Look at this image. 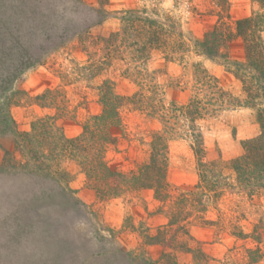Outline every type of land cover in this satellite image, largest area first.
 I'll return each mask as SVG.
<instances>
[{
	"label": "rangeland",
	"instance_id": "374dc122",
	"mask_svg": "<svg viewBox=\"0 0 264 264\" xmlns=\"http://www.w3.org/2000/svg\"><path fill=\"white\" fill-rule=\"evenodd\" d=\"M52 1L0 0V115L6 116L9 109L14 121L13 132L24 135L32 131L34 120L50 116L49 134L60 131L72 138L81 134L86 118L102 111L97 87L104 79L114 80L117 91L123 95H132L138 87L123 75L116 58L100 74L88 69L98 58L92 53L96 47L85 50L78 41L24 70L35 62L34 54L37 57L43 53L52 39L45 26H53L57 20L60 29L72 28L76 26L75 19L80 17L70 10V2H66L67 13L56 16ZM82 1L86 16H96L90 8L107 11V18L92 28L94 34L106 37L122 28L124 20L120 17L125 11L138 14L140 9L147 8L149 14L158 12L157 18H173L192 38L202 39L206 32L220 25L223 30L236 34V21L253 16L258 10L254 0H229L223 4L224 9L217 0ZM226 51L232 60L247 63L241 36L235 35ZM25 55L27 60H22ZM197 61L235 98L245 101L247 90L223 59L212 60L194 51L184 61H170L154 53L149 67L156 72V81L167 104H186L196 91L193 64ZM246 67L254 76L259 75L257 70ZM254 83L260 84L257 80ZM47 89L53 92L46 103L54 102L55 107L42 106L35 97ZM259 98L261 101L256 102L263 106L222 108L198 122L204 134L203 161H225L226 167L218 168L214 172L216 177H212L218 184H223L225 178L226 187L216 195L196 187L200 180L199 161L189 138L178 137L169 142L171 192L179 195L195 191L204 204L205 210L200 216L204 215L209 222L192 219L189 228L214 258L211 264H230L228 260L246 264L249 250L257 249L260 244L264 251V181L250 178L246 183H239L230 165L231 159L245 152L243 141L262 132L258 109L264 107V92ZM10 99L13 104L5 106ZM122 118L127 135L123 128L113 129L119 143L110 146L106 160L113 169L129 171L149 156L152 133L161 129L162 124L131 106L123 107ZM16 134L0 129V264H165L164 251L176 253L177 264H194L192 254L160 244H145L140 234L145 228L155 233L159 225L167 223L165 210L172 204V198L165 204L155 199L154 191L149 189L100 198L87 185L86 174L70 159L64 166L72 174L71 191L64 189L29 166L17 148ZM44 141H52L51 136ZM190 211L193 212L192 208ZM134 255L140 263L131 259ZM257 264H264V260Z\"/></svg>",
	"mask_w": 264,
	"mask_h": 264
},
{
	"label": "trees",
	"instance_id": "16d2710c",
	"mask_svg": "<svg viewBox=\"0 0 264 264\" xmlns=\"http://www.w3.org/2000/svg\"><path fill=\"white\" fill-rule=\"evenodd\" d=\"M217 1L223 9V4L229 3V0ZM254 1L258 4V10L253 16L236 21V34L223 30L220 25L206 32L202 39H194L175 19L157 18L158 12L149 14L147 8L140 9L139 15L135 14L137 11L135 13L125 11L126 13L124 12L120 17L124 20L121 29L107 37L96 35L92 30L93 25L100 24L107 18L105 9L90 8L96 16H90V14L86 16V11L82 12L85 7L82 0H53L52 6L55 10L53 14L67 13L66 2H70L72 4L70 10L80 14V17L75 19L73 24L76 26L72 28L60 29L57 20L54 21L53 26H45L52 39H48L43 53L37 57L34 54L35 62L23 69L26 70L31 65L40 63V59L50 53L67 47L73 41H78L85 50L96 47L92 53L98 58L90 63L88 69L100 74L106 65H110L116 58L121 63L119 67L123 75L131 79L138 89L132 95H123L117 91L114 80L104 79L97 87L102 111L86 118L81 134L76 137L68 138L60 131L49 134L47 126L50 127L49 124L52 121L50 116L34 120L31 132L25 135L16 134L13 132L14 121L9 109H6V116L0 115V129L16 134L17 148L22 151L23 157L27 159L28 164L30 163L29 166H33L39 173L42 172L44 178L55 180L64 189L71 191L69 182L72 180V174L64 166L65 161L70 159L75 161L81 171L86 174L87 185L100 198H111L146 189L153 190L154 198L165 204L169 198H172V204L165 210L167 223L159 225L155 233L149 228L140 231L144 243L160 244L163 247L192 254L194 264H211L214 258L204 250L189 228L192 219L200 218L204 223L209 222L204 215L200 216L201 211L205 210L204 204L199 201L195 191L181 192L179 195L171 192L168 180L169 142L178 137L189 138L199 161L200 180L196 187L214 192V195L223 191L225 178H223V184H218L212 180V177H216L214 172H217L218 168L226 167L225 161L222 159L203 161L206 156L204 134L198 122L222 108L231 109L239 105L259 104L263 106V103L256 101H261L259 96L261 92H264V38L262 36L264 0ZM223 17L222 15L220 19ZM235 35L241 36L245 41L246 64L232 60L230 52H225L229 48V41ZM194 51L197 55L212 60L223 59L227 67L230 64V69L241 79L244 90L248 92L245 101L235 98L220 84L215 75L197 61L193 64L196 91L186 104L179 105L175 102L167 104L163 90L156 81V72L149 67V60L154 53H159L166 60L184 61L185 57ZM23 57L22 60H27L26 55ZM246 65L252 67L253 71L257 70L259 75L254 76L247 70ZM256 80L259 81V85H255ZM254 88L255 93L252 92ZM52 92V89H47L35 97L41 101L42 106L55 107L54 102L46 103ZM11 104L13 101L10 99L5 106H11ZM125 106H131L147 116L156 118L162 124L161 129L152 133L149 156L129 171L113 169L106 160V152L110 146L119 143V137L114 134L113 129L115 127L123 128V131L125 129L122 118V109ZM258 122L261 124V134L243 141L245 152L230 160L232 171H235L239 183H246L250 181V178L253 181H264V107L258 109ZM47 133L52 141H44L49 137ZM124 135H127L125 131ZM191 208L193 212L197 211L195 216L190 211ZM132 228L137 230L134 226ZM255 238L261 241L257 236ZM194 242L198 244L193 245ZM259 245L257 249L249 250L246 264H257L264 260V251ZM175 258L174 252L164 251L162 254L165 264H177ZM131 259L141 262L137 255L132 256ZM228 262L236 263L232 260Z\"/></svg>",
	"mask_w": 264,
	"mask_h": 264
}]
</instances>
